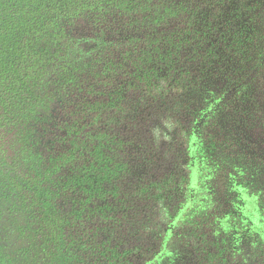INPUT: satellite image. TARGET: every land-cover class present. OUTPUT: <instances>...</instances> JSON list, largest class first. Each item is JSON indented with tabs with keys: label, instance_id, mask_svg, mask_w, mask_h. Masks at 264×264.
Returning a JSON list of instances; mask_svg holds the SVG:
<instances>
[{
	"label": "trees",
	"instance_id": "16d2710c",
	"mask_svg": "<svg viewBox=\"0 0 264 264\" xmlns=\"http://www.w3.org/2000/svg\"><path fill=\"white\" fill-rule=\"evenodd\" d=\"M172 1L4 0L0 264L216 254L215 203L198 193L204 166L195 151L186 156L195 174L122 184L128 158L141 151L126 136L130 117L145 106L139 98L161 99L160 77L172 84L159 60L174 55L175 29L185 32L191 19ZM213 157L216 171L233 159Z\"/></svg>",
	"mask_w": 264,
	"mask_h": 264
},
{
	"label": "flooded vegetation",
	"instance_id": "af4514ba",
	"mask_svg": "<svg viewBox=\"0 0 264 264\" xmlns=\"http://www.w3.org/2000/svg\"><path fill=\"white\" fill-rule=\"evenodd\" d=\"M3 3L0 0V22ZM172 3L184 7V15L191 19L183 27L185 32L182 27L175 29L178 46L174 55L170 60L167 57L159 60L171 74L172 84L164 85L160 77L161 99L139 98L138 102L145 106L130 117L126 136L139 142L141 155L128 158L122 184L131 187L143 175L152 179L155 173H161L164 179L179 171L181 175L195 174L190 168L194 161L186 157L188 150L190 155L195 151L204 166L198 172L200 187L205 179L211 184L207 176L213 173L219 181L228 183L227 199L210 212L216 216L211 236L213 243L219 244L218 249L215 255L198 257L179 247L189 252L175 250L162 260L178 255L179 264H264V224L259 222L262 233L249 235L256 223L249 215L251 207L243 203L259 193L256 176L238 163L242 159L234 162L233 158L218 171L212 168L213 150H217L212 149V143L218 147L223 132L241 135L240 127L247 128V121L257 111L256 94L246 89L264 85V0H173ZM186 132L191 135L189 143L183 139ZM224 190L225 186H221L220 192ZM204 192L205 200L209 198L210 203H215L217 197ZM176 204L179 202L175 201ZM261 208L258 204L254 210ZM227 210L232 212L226 214ZM143 218L146 219L145 215Z\"/></svg>",
	"mask_w": 264,
	"mask_h": 264
},
{
	"label": "rangeland",
	"instance_id": "374dc122",
	"mask_svg": "<svg viewBox=\"0 0 264 264\" xmlns=\"http://www.w3.org/2000/svg\"><path fill=\"white\" fill-rule=\"evenodd\" d=\"M262 42H264V37L262 38ZM262 74L264 76V71ZM246 91H249L254 95L256 94L254 103L257 105L255 109L257 111L255 113V117H250V119L247 121V123H249L247 128L244 126L240 127L242 130L241 135H238L237 133H233L234 135H232L228 131L226 132L227 134L223 132L222 135L219 136L222 137V141L220 144H218V147L216 145L214 149H217L220 155L222 153L226 157L232 155V158H236L233 160L234 162L236 160L242 159L239 160L238 163L243 165V167H245L248 172L256 176L255 181H257L260 185V190L258 191L259 193L256 195L257 198L255 195L254 197L249 196L250 202H243L245 206L251 207V214L249 215L252 216V222L256 224L252 227L254 231H252L249 235L255 236L260 232H263L261 224H264V85H260L258 89L255 87H249L246 89ZM213 151L216 153V150ZM207 177V179L211 181V184L207 183V180L205 179V182H202L203 186L200 187L198 191L201 193V197L204 191L210 192V195L213 198L217 197V200H215V205L220 206L219 202L222 204L229 195V192L227 191L228 188L225 185L228 183L219 181V179L216 178V175H209ZM219 182H221V186H225L224 191L226 192H220L221 186ZM207 185H209V187ZM258 204H260L262 210H254V207L258 206ZM228 212L232 211L227 210L225 213L227 214ZM242 235L244 237L243 233ZM222 238H225V235L224 237L222 236ZM239 238L241 237L239 236ZM180 260L181 258H179L178 255H172L162 260L159 264H179Z\"/></svg>",
	"mask_w": 264,
	"mask_h": 264
}]
</instances>
